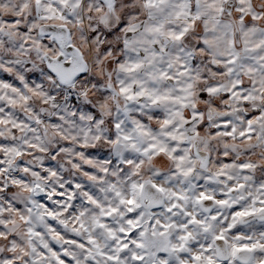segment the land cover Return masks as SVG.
Instances as JSON below:
<instances>
[{
  "label": "clouds",
  "instance_id": "obj_1",
  "mask_svg": "<svg viewBox=\"0 0 264 264\" xmlns=\"http://www.w3.org/2000/svg\"><path fill=\"white\" fill-rule=\"evenodd\" d=\"M0 264H264V0H0Z\"/></svg>",
  "mask_w": 264,
  "mask_h": 264
}]
</instances>
